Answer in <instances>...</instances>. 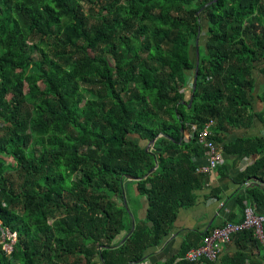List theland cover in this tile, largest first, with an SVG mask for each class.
I'll use <instances>...</instances> for the list:
<instances>
[{"label": "trees", "instance_id": "obj_1", "mask_svg": "<svg viewBox=\"0 0 264 264\" xmlns=\"http://www.w3.org/2000/svg\"><path fill=\"white\" fill-rule=\"evenodd\" d=\"M258 65L264 0H0V220L16 233L0 264L141 262L196 203L210 120L224 154L262 153L238 182H264V136L226 140L256 115ZM132 184L149 206L130 233ZM245 202L263 213L264 190L247 187ZM212 229L192 235L195 247ZM237 236L264 249L253 231Z\"/></svg>", "mask_w": 264, "mask_h": 264}, {"label": "crops", "instance_id": "obj_2", "mask_svg": "<svg viewBox=\"0 0 264 264\" xmlns=\"http://www.w3.org/2000/svg\"><path fill=\"white\" fill-rule=\"evenodd\" d=\"M263 68L264 65H258L254 72L256 84L252 95V106L253 112L256 115L264 112V98L262 97L264 92V75L261 72ZM187 98H189L188 93ZM256 115L253 122L245 124V126L240 128L229 129L226 140L264 136V118H259ZM185 138L190 140L193 138V134L186 133ZM142 145L148 147L150 143L144 141ZM222 145L219 144V148L223 153L224 163L207 174L203 188L196 192V203L189 208L180 210L169 234L158 246L148 249L140 263L210 264L206 260L198 263H188L181 260L186 250L193 249L197 245L195 244L197 243V239H194L192 235L202 236L208 229L222 226L230 220L239 222L243 218L244 209L238 203V199L245 194L246 188L255 186L264 190V182L261 178L249 179L245 184L238 182L240 174L253 166L262 157V153L249 154L239 158L224 154ZM150 150H153V147ZM194 162L197 167H203L208 164V158L204 150H200L194 156ZM131 192L133 198L138 197L136 186L131 189ZM138 198L140 205L137 207L136 204H133L135 207H131L136 210L135 213L132 212L133 227H135L136 220L142 221L146 218L149 206L146 197ZM250 205L256 207L255 204ZM123 235L124 232L116 238V242H119L123 238ZM188 241L192 243V246H189L191 244ZM186 246L189 247L187 248ZM243 256L247 257L246 264H251L264 257V249L261 250L259 246L250 241L246 236H236L230 243L223 246L221 257L216 264H240Z\"/></svg>", "mask_w": 264, "mask_h": 264}, {"label": "built area", "instance_id": "obj_3", "mask_svg": "<svg viewBox=\"0 0 264 264\" xmlns=\"http://www.w3.org/2000/svg\"><path fill=\"white\" fill-rule=\"evenodd\" d=\"M214 124L215 120H210L199 134L198 142L203 146L208 158L206 166L196 168V172L199 174L207 175L224 163L219 144L211 139V130ZM244 205L243 218L239 222L227 221L224 225L213 228L203 238L202 244L185 253L181 260L188 263H198L206 260L210 264H216L221 257L223 246L230 243L234 237L244 231H253L254 237L264 246V212L258 213L256 207L248 204V202H245ZM15 242L16 233L10 232L8 228L2 225L0 220V246L5 255L12 253Z\"/></svg>", "mask_w": 264, "mask_h": 264}, {"label": "water", "instance_id": "obj_4", "mask_svg": "<svg viewBox=\"0 0 264 264\" xmlns=\"http://www.w3.org/2000/svg\"><path fill=\"white\" fill-rule=\"evenodd\" d=\"M196 49H197V65H196V74H195V77H194V83H193V90H194V91L196 90V85H197V82H198V71H199V48H198V43H197ZM191 106H192V101H191L190 104H189V108H191ZM160 136H161V135L157 136V138L154 139V140L150 143V145L146 148V151H150V148L154 146L156 140H157ZM158 150H160V149H158ZM157 168H158V164L156 163L155 167L152 168V169L147 173V175H146L144 178H147V177L151 176V175L157 170ZM127 178H128L129 181H136V182H137V181H141V180L143 179V178H135V177H131V176H128ZM133 229H135V227H132V228H131L130 233L133 231ZM130 233H129V234H130ZM129 234H128V235H129ZM125 239H126V238H124V239L121 241V243H123Z\"/></svg>", "mask_w": 264, "mask_h": 264}, {"label": "rangeland", "instance_id": "obj_5", "mask_svg": "<svg viewBox=\"0 0 264 264\" xmlns=\"http://www.w3.org/2000/svg\"><path fill=\"white\" fill-rule=\"evenodd\" d=\"M87 9H89V7H86ZM206 33H207V30L206 29H204L203 30V32L200 34V41H199V44L201 45V47H204L205 46V42H206ZM198 44V45H199ZM36 57V56H35ZM109 59V61H110V58H108ZM110 64L112 65V66H114V64H113V62H110ZM193 83H194V78H192L191 80H190V82H189V84H188V91H187V93H188V96L190 95V90L192 89V87H193ZM43 88V87H42ZM4 159H5V161H6V164H12V159L11 158H9V157H4ZM8 174H11V177L14 179V181H16L17 182V176H16V174L14 173V172H8ZM135 187V184H132L131 185V189H133Z\"/></svg>", "mask_w": 264, "mask_h": 264}]
</instances>
